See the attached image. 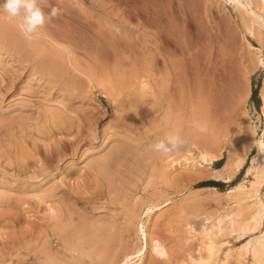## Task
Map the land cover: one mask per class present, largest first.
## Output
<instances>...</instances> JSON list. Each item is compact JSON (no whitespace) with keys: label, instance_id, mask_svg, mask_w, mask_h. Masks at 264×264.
<instances>
[{"label":"rangeland","instance_id":"rangeland-1","mask_svg":"<svg viewBox=\"0 0 264 264\" xmlns=\"http://www.w3.org/2000/svg\"><path fill=\"white\" fill-rule=\"evenodd\" d=\"M42 7L46 16L52 7L60 12L46 19L43 29L30 39L22 36V40L33 54L32 61L47 53L63 71L42 76L38 68L22 67L16 87L7 94L0 90V264H102L85 256V244L71 243L85 224L103 222H111L112 229L120 233L119 252L131 255L120 264H201L197 261L207 255L210 240L217 243L218 226L227 225L228 217L237 225L245 224L250 208L257 207L255 197L250 198L258 185L253 177L246 178L253 181L250 189L237 190L241 200L233 209L226 201L215 204L213 198L219 195L197 190L195 185L211 179V169L222 165L232 133L254 129L264 141L260 95L264 88V4L261 0H43ZM2 15V21L18 20ZM151 42L156 43L154 51ZM0 58L3 85L14 63L6 53ZM164 61L176 68L175 83L183 91L181 108L172 121L165 119L173 115V98L168 100L166 89L159 87ZM43 86L52 87V94L43 92ZM255 88L258 107L251 100ZM193 94L207 97L209 103L207 107L197 102L198 114L192 118L186 110L192 109L187 97ZM9 109L17 110L13 119ZM171 122L177 123L180 147L167 155L155 152L152 144L173 132ZM7 128L15 134L7 133ZM221 130L223 142L215 149L218 158L206 165L201 153L215 152L213 140ZM200 142L207 144L203 148ZM256 151L251 146L231 179L223 181V190L216 189L224 191L234 179L235 184L242 182ZM106 152H113L112 162L100 186L85 185L89 163ZM263 160L261 151V164ZM192 193L203 195L202 200L193 204L189 200ZM58 213V224L69 220V230L55 227ZM258 226L264 230V217ZM157 240L168 250L166 260L152 253ZM215 259L214 264H220L219 256ZM258 264H264V249Z\"/></svg>","mask_w":264,"mask_h":264},{"label":"bare ground","instance_id":"bare-ground-1","mask_svg":"<svg viewBox=\"0 0 264 264\" xmlns=\"http://www.w3.org/2000/svg\"><path fill=\"white\" fill-rule=\"evenodd\" d=\"M261 2L264 4V0H261ZM179 11V10H178ZM257 13V12H256ZM175 14V13H174ZM229 14V13H228ZM180 15V14H179ZM3 16V15H2ZM258 16V15H257ZM256 15H254V17H257ZM258 18V17H257ZM259 19V18H258ZM262 22V21H261ZM17 23L18 20H15L13 22H7V21H2V19H0V57L2 55V53H6L8 55V57L11 59V61H13V65H11V69H7L8 72V78L6 80V82L2 85H0V90H4V92L7 94V91L9 89L15 88L16 87V83L18 82V77L20 76V70L23 67L24 69H30V70H35V68H38L37 70L40 72V74L43 76L44 74H48L50 75V73L53 75L58 74L59 72L63 71L61 65L59 64L58 61H55V59H53V61L51 60V56L50 54L44 53L41 54V56L39 57V60L37 62L32 61L33 58V54L30 53L29 48H27V44L24 43V40H22V35L19 33L18 28H17ZM248 24V23H247ZM264 27V23L262 25ZM43 29V28H42ZM248 29V28H247ZM45 32V31H43ZM49 32V31H48ZM71 33V31H70ZM44 34V33H43ZM264 34V33H263ZM46 35V34H45ZM51 35V34H50ZM150 36V35H149ZM48 37V36H47ZM50 37V36H49ZM122 37V36H121ZM260 38V37H258ZM52 39V38H49ZM261 39V38H260ZM258 39V40H260ZM154 40V39H153ZM148 42V40H147ZM262 42V41H261ZM52 43V42H50ZM56 43V42H55ZM156 43L155 42H151V50L154 51L155 48H153V45ZM57 45V44H56ZM55 45V46H56ZM61 46V45H60ZM53 48V47H52ZM64 49V48H63ZM57 50V49H56ZM2 51V52H1ZM58 51V50H57ZM56 51V52H57ZM55 52V51H54ZM55 52V53H56ZM53 54V53H52ZM58 55H60V53H58ZM63 55V54H62ZM59 57V56H58ZM64 57V56H63ZM66 57V56H65ZM1 59V58H0ZM63 59V58H62ZM80 59V57H79ZM69 61V60H68ZM74 61V60H73ZM76 62V61H75ZM163 77L161 78L160 81V90L161 89H166V92L168 94V100L169 98H173L172 100V104L174 103V106H171V108H173V111H171L172 117L170 118V116H168L165 120H169L172 121L173 119L176 120V117L178 116V109L181 108L179 107L181 105V99H183L182 96V92L179 90L180 87H178L175 83V74L177 73L176 68L173 66L172 63H169V61H164L163 63ZM73 65V63H72ZM75 65V64H74ZM84 65V64H83ZM82 65V66H83ZM70 66V64H69ZM86 66V65H85ZM67 67V66H66ZM71 69V68H70ZM83 69V68H82ZM88 69V67H87ZM84 70V69H83ZM151 70V69H150ZM88 71V70H86ZM121 71V70H120ZM79 74V73H78ZM118 74V73H116ZM40 75V76H41ZM83 75V74H82ZM89 75V74H88ZM1 76V75H0ZM41 76V77H42ZM3 77V75H2ZM92 77V76H91ZM36 78V77H35ZM5 79V78H4ZM89 79V78H88ZM119 79V78H118ZM122 79V78H121ZM206 79V78H205ZM120 80V79H119ZM201 80V79H200ZM199 80V81H200ZM179 81V80H178ZM177 81V82H178ZM208 81V80H207ZM117 82V81H116ZM115 82V83H116ZM205 82V81H204ZM1 83V81H0ZM181 83V82H180ZM177 83V84H180ZM119 84V83H118ZM117 84V85H118ZM204 84V83H203ZM211 84V83H209ZM113 85V84H112ZM183 85V84H182ZM208 85V83H207ZM198 86V85H196ZM43 92H46V94H52V87H46L43 86ZM54 87V85H53ZM106 87V86H105ZM151 87V86H150ZM154 87V86H153ZM186 87V86H185ZM184 87V88H185ZM210 86H208L207 88H209ZM190 88V87H189ZM197 88V87H196ZM118 89V88H117ZM192 89V88H191ZM202 89V87H201ZM263 90L261 91V101H262V105H261V110H262V114L264 115V88L262 87ZM193 90V89H192ZM191 90V91H192ZM206 90V89H205ZM189 91V89L187 90ZM195 91V90H193ZM192 91V92H193ZM199 91V90H197ZM202 91V90H200ZM210 91V90H209ZM31 92H34V90ZM61 92V90H60ZM69 92V91H68ZM186 92V91H184ZM204 92V90H203ZM62 93V92H61ZM162 93V92H160ZM187 93V92H186ZM206 93V92H204ZM69 94V93H68ZM188 94V93H187ZM190 94V93H189ZM212 95H214L213 93H210ZM71 96V94H69ZM68 95V96H69ZM162 95V94H160ZM211 95V96H212ZM190 96V95H189ZM203 96V95H202ZM210 96V97H211ZM214 97V96H213ZM5 98V97H4ZM51 98V96L49 97V99ZM212 98V97H211ZM2 99V98H1ZM0 99V100H1ZM185 99V98H184ZM187 99L190 101V103H192V109L188 108L189 110H186L187 113H189V115L193 118L194 115H197L195 113L196 112V108L194 109V105L198 102V104L200 106L202 105H208L209 103V99L206 97V99L204 97H200V96H195L194 94L191 95V97H187ZM224 99V98H223ZM222 99V100H223ZM55 100V98H54ZM167 100V99H166ZM238 100V99H237ZM63 101V100H62ZM2 102V101H1ZM183 102V101H182ZM237 102V101H236ZM235 102V103H236ZM167 103V102H166ZM171 103V102H170ZM213 103V102H212ZM183 104V103H182ZM225 104V102H224ZM224 104H222L223 106H225ZM186 105V104H185ZM221 105L222 108H225ZM191 106V105H190ZM197 106V105H195ZM65 110L67 108V106H65ZM168 107V106H166ZM208 107V106H207ZM175 108V109H174ZM186 108V107H185ZM201 107H197V109H199ZM214 108V107H213ZM212 108V109H213ZM43 109V108H42ZM81 109V108H80ZM187 109V108H186ZM202 109H205L202 107ZM211 109V108H210ZM209 108L207 110H210ZM218 109V107H217ZM226 109V108H225ZM1 110V109H0ZM201 110V109H200ZM222 110V109H221ZM224 110V109H223ZM17 110H12L8 111V115L10 117V119H13V117H15V115H17ZM41 111V110H40ZM54 111V110H53ZM167 112V111H166ZM184 112V111H183ZM210 112V111H209ZM170 113V112H169ZM195 113V114H194ZM212 113V112H211ZM219 113H221L220 115H222L223 113L219 110ZM52 114V113H51ZM202 114V113H201ZM218 114V113H217ZM226 113H224L223 115L225 116ZM166 115V114H165ZM208 114L205 113V116H207ZM223 115L221 117H223ZM41 116V115H40ZM87 116V115H86ZM122 116V115H121ZM204 116V117H205ZM34 117V116H33ZM163 117V116H162ZM210 117V115H209ZM217 117V116H216ZM227 117V115H226ZM55 118V117H54ZM78 118V117H77ZM200 118V117H198ZM208 118V117H205ZM35 119V118H34ZM37 119V118H36ZM41 119V118H40ZM45 119V118H44ZM52 119V118H49ZM123 119V118H122ZM172 119V120H171ZM181 119V118H179ZM203 119V118H201ZM218 119V118H217ZM33 120V119H32ZM46 120V119H45ZM164 120V121H165ZM185 120V119H184ZM190 120V119H188ZM196 120V119H194ZM227 120V118H226ZM34 121V120H33ZM32 121V122H33ZM52 121V120H51ZM179 121V120H177ZM212 121V120H211ZM222 121V120H221ZM39 122V121H38ZM42 121L40 120V123ZM58 122V121H57ZM168 122V121H166ZM174 122V121H173ZM171 122L172 127H171V131H175V123ZM195 122V121H194ZM200 122V121H199ZM202 122V121H201ZM206 122L207 121H203ZM213 122V121H212ZM226 122V121H225ZM34 123V122H33ZM71 123V122H70ZM160 123V122H159ZM170 125V122H168ZM187 123V122H186ZM198 123V120H197ZM218 122H216L215 124L217 125ZM222 123V122H221ZM228 123V122H226ZM188 124V123H187ZM245 124V123H244ZM29 126H31L30 124H28ZM179 125V124H178ZM203 125V123H202ZM209 125V124H208ZM221 125V124H220ZM5 126V125H4ZM165 126V125H163ZM225 127H227L226 125H224ZM18 127V126H17ZM79 127V126H78ZM116 127V125H115ZM156 127V126H155ZM159 127V126H158ZM190 127V126H188ZM205 127V125H204ZM217 127V126H215ZM222 127V125L220 126ZM240 127V125H239ZM36 128V127H35ZM49 128V127H48ZM218 128V127H217ZM233 128V127H232ZM243 128V127H242ZM241 128V129H242ZM111 129V128H110ZM152 129V128H151ZM166 130V129H165ZM167 130H169L167 128ZM200 130V129H199ZM210 130V129H209ZM213 130L215 131L216 128H213ZM251 130V129H250ZM48 131V130H47ZM94 131V130H93ZM206 131V130H205ZM223 130L219 131V133H221ZM14 133L13 131H11V129L7 128V133ZM23 132V131H22ZM170 132V131H169ZM176 132V131H175ZM208 133L210 131H207ZM206 132V133H207ZM216 132V131H215ZM215 132H213L212 134H215ZM225 132V131H224ZM223 132V133H224ZM17 133V132H16ZM190 133V132H189ZM205 133V134H206ZM15 134V133H14ZM92 134V133H91ZM141 134V133H140ZM156 134V133H155ZM158 134V133H157ZM160 134V133H159ZM194 134V133H193ZM218 134V133H216ZM227 134V133H226ZM263 134H264V127H263ZM94 135V134H93ZM114 135V134H113ZM220 135V136H219ZM231 136L232 139L230 140L231 142V148L226 152L225 157H224V161L222 163V165L220 167L217 168H212L210 171V175L212 178L216 179V180H221V181H225L228 182L231 177L234 175V173L238 170V168L242 165L246 155L248 154L251 146H255L257 148V151L251 155L250 157V163L246 168L245 171V179L242 182H238L237 184H234L228 188H226L224 191H218L215 187H198L196 188L197 190H211L212 192H214V194L219 195L218 197L216 196V198H213V200L216 202L215 204L221 205L223 201H226L227 205H229L232 209L236 208L239 206L240 200L241 198L239 197V195H237V190L239 188H247L249 187V189L253 186V181L252 180H248L246 179L247 177H253L256 179V183L258 184L257 187H255L254 189V193L250 195V198L253 196L255 197V203L257 204L256 208H250V211H248L250 213V220L242 225H237L236 224V220L234 221V219H231L228 217V215L226 214L225 217H228L229 219V223L226 224H221L220 226H218L217 229V233H216V238H217V243H215L212 239L210 240V242L207 244V255L204 258L198 259V263L201 264H207L209 257L211 256V264L215 263V258L216 256H219V260H220V264H258L261 263L262 261V253H263V249H264V230L261 229V227H255V225L257 224L258 220H260L261 218L264 217V186L263 189L259 188L258 186H260V184H264V164L260 163V152L264 151V141L261 139V137L254 131V129L251 130V132L248 131V128L242 129V130H238L234 133H232ZM24 136V134H23ZM148 136V135H147ZM155 136V135H154ZM164 136V135H163ZM195 136V135H194ZM198 136V135H197ZM213 136V135H212ZM215 136V135H214ZM213 136V137H214ZM222 133L218 134L215 136V141L216 143L214 144V153L212 154H207V151H204V153H201L202 156V161L204 164L208 165L210 164L213 160L218 158V154L216 153V148L220 146V144L223 142L222 139ZM53 137V136H52ZM149 137V136H148ZM160 137V136H159ZM209 137V135H208ZM28 138V136L26 137ZM64 138V137H63ZM70 138V137H69ZM120 138V137H119ZM162 138V137H161ZM203 138V136H202ZM211 138V136H210ZM72 138H70L71 140ZM209 139V138H208ZM76 140V139H75ZM90 140V139H89ZM190 140V139H188ZM201 140V139H200ZM204 140V139H203ZM202 140V141H203ZM50 141V140H49ZM52 141V140H51ZM66 141V140H65ZM136 141V140H135ZM191 141V140H190ZM194 141V140H193ZM192 141V142H193ZM209 141V140H208ZM213 141L211 144H213ZM106 142V141H105ZM138 142V141H137ZM196 142L198 143L197 139ZM204 142V141H203ZM19 143V141H18ZM70 145H74L77 146L78 144H76L75 141H69ZM79 143V142H78ZM85 143V142H84ZM96 143V142H95ZM102 143V142H101ZM196 143V144H197ZM201 143V142H200ZM210 143V142H209ZM34 144V143H33ZM59 144V143H58ZM91 144V142H90ZM193 144V143H192ZM207 143H204L201 145H203V148L206 146ZM21 145V144H20ZM19 145V146H20ZM27 145V143H26ZM25 145V146H26ZM35 145V144H34ZM199 146V144H197ZM209 145V144H208ZM36 146V145H35ZM73 146V148H74ZM115 146V145H114ZM113 146V147H114ZM180 147V146H178ZM178 147L176 148V150H178ZM196 147V146H195ZM209 147V146H208ZM206 147V148H208ZM211 147V146H210ZM35 148V147H34ZM199 148V147H198ZM220 148V147H219ZM36 149V148H35ZM116 148L115 150L117 151ZM180 149V148H179ZM218 149V148H217ZM175 150V151H176ZM219 150V149H218ZM221 150V149H220ZM174 151V150H173ZM200 151V149H199ZM202 151V150H201ZM32 152V151H31ZM22 152L20 150V152H18L17 154L20 155ZM74 153V152H73ZM68 154V153H66ZM71 154V152H70ZM69 154V155H70ZM112 153L106 152L104 153L101 158H97V159H93L94 161L92 163H89L90 166V170L89 173H87V177L86 180H84L85 185L86 183L90 182V183H94L96 186L95 188H98L100 186V180L101 177L106 176V167L112 162L111 161V156ZM157 156V153H155ZM221 154V153H220ZM159 155V154H158ZM78 157V155H77ZM59 158V157H58ZM159 158V157H158ZM61 161V159H59ZM58 160V162H59ZM64 160V159H63ZM77 160V159H76ZM79 160V159H78ZM154 160V159H153ZM152 160V161H153ZM151 161V162H152ZM162 161V160H161ZM264 161V160H263ZM150 163V162H149ZM156 163V161H155ZM29 164V163H28ZM216 164V163H215ZM11 165V164H10ZM41 165V164H39ZM151 166V165H150ZM153 167V165H152ZM82 168V167H81ZM82 171H80L79 173H81ZM86 172V171H85ZM262 173L261 177L258 178L257 180V174ZM144 177V176H143ZM79 178V177H78ZM81 178V177H80ZM85 179V178H83ZM179 179V177L177 178ZM162 180V179H161ZM81 181V180H80ZM159 181V180H158ZM70 185V184H69ZM82 185V184H81ZM83 186V185H82ZM89 186V185H87ZM140 186V185H139ZM45 187V186H43ZM61 187V186H60ZM67 187V186H66ZM47 188V187H46ZM45 188V189H46ZM71 188V187H70ZM84 188V187H83ZM127 188V187H126ZM50 189V188H49ZM2 190V189H1ZM73 190V189H72ZM70 190V191H72ZM96 190V189H95ZM104 190V189H103ZM52 191V190H51ZM135 191V190H134ZM39 192V191H38ZM4 193V192H2ZM35 193V192H34ZM37 193V191H36ZM40 193V192H39ZM79 193V192H78ZM125 193V192H124ZM197 193V192H196ZM191 194L189 197V200L194 204L197 201L202 200L203 195L200 194ZM221 193H223L221 195ZM48 194V193H47ZM134 194V193H133ZM132 194V196H133ZM205 195V194H204ZM224 196V197H223ZM248 196V195H247ZM246 196V197H247ZM53 197V196H52ZM124 197V196H123ZM210 197V196H209ZM226 197H228V199L226 200ZM51 198V197H49ZM126 198V197H125ZM206 198V197H205ZM19 199V198H18ZM17 199V200H18ZM42 199V198H41ZM111 199V198H110ZM246 199V198H245ZM6 200V199H5ZM16 200V201H17ZM208 200V199H206ZM248 200V199H247ZM10 201V200H9ZM19 201V200H18ZM22 201V200H21ZM24 201V200H23ZM211 201V199L209 200ZM54 202V201H53ZM57 202V201H56ZM131 202V201H130ZM23 203V202H22ZM55 203V202H54ZM53 203V204H54ZM198 203V202H197ZM248 204V203H247ZM36 205V204H34ZM56 205V203H55ZM31 206V205H30ZM38 207V206H37ZM47 207V206H45ZM129 207V206H128ZM51 208V207H50ZM49 208V209H50ZM137 208V207H136ZM52 209V208H51ZM138 210V209H137ZM213 210V209H212ZM213 212V211H212ZM48 213V212H47ZM52 213V212H50ZM45 214V213H44ZM69 214V213H67ZM60 213H58L57 215L55 214L56 218H55V227L59 230H65L68 229L69 230V226L70 221L68 223V221H66V223L63 224H58V221L60 220ZM81 215V214H80ZM134 215V214H133ZM171 215V214H170ZM45 216V215H44ZM79 216V214L77 215ZM130 216V215H129ZM46 218V217H45ZM78 219V218H76ZM131 219V218H130ZM121 220V219H120ZM124 220V219H123ZM39 221V220H37ZM44 221V220H43ZM63 221V220H62ZM222 221V219H218V223H220ZM235 222V223H234ZM46 223V222H45ZM44 223V224H45ZM125 223V222H123ZM126 224V223H125ZM124 224V225H125ZM163 224V223H162ZM161 224V225H162ZM21 225V224H20ZM27 225V224H26ZM52 225V224H51ZM63 225V226H62ZM122 226V224H120ZM28 226V225H27ZM26 226V227H27ZM112 224L111 222H103V223H91V224H85L83 227H81L80 231H76V238H73V242L71 243V245H76V244H81V246H83L84 244L87 246V254H85V256H87L90 260L91 259H97L99 260L102 264H120L121 261L123 263H126V261L129 259L127 253L125 251L119 252L121 251V247L117 246L118 243L121 240V235L120 233L115 232V229H112ZM19 227V226H18ZM17 227V228H18ZM25 227V228H26ZM30 227V225H29ZM73 227V226H72ZM11 228V227H10ZM9 228V229H10ZM24 228V229H25ZM159 228V227H158ZM4 229V228H3ZM20 229V228H19ZM23 228H21L20 230H22ZM28 229V228H27ZM31 229V227H30ZM34 229V228H32ZM50 229V227H49ZM72 229V228H71ZM6 230V229H5ZM43 230V229H42ZM51 230V229H50ZM177 230V229H176ZM179 230V228H178ZM29 231V230H28ZM38 231V230H37ZM15 232V231H14ZM19 232V231H18ZM31 232V231H30ZM40 232V231H39ZM254 232H256L253 236H251ZM12 233V232H11ZM52 233V232H51ZM258 233V234H257ZM2 234V233H1ZM10 234V233H9ZM15 234V233H14ZM26 234V233H25ZM24 234V235H25ZM47 234V233H46ZM211 234V233H210ZM24 235L22 237H24ZM30 235V234H29ZM32 235V233H31ZM74 235V234H73ZM215 235V234H213ZM251 236V238L247 239L243 244H241V246H237L236 244L238 242H240L242 240V238L244 236ZM26 236V235H25ZM175 236V235H174ZM7 237V236H6ZM214 237V236H213ZM16 238V237H14ZM26 238V237H25ZM45 239V237H43ZM207 238V237H206ZM209 238V237H208ZM12 239V238H11ZM20 239V238H18ZM24 239V238H23ZM144 239H145V234H144ZM159 240H161L159 238ZM205 240V239H204ZM26 241V239H25ZM123 241V240H122ZM202 241V240H201ZM206 241V240H205ZM203 241V242H205ZM146 242V241H145ZM182 242V241H181ZM162 243V242H161ZM21 244V243H20ZM42 244V243H41ZM70 244V243H69ZM68 244V245H69ZM129 244V243H128ZM164 244V243H163ZM170 244V243H169ZM24 245V244H23ZM26 245V244H25ZM49 245V244H48ZM29 246V245H28ZM31 246V245H30ZM29 246V247H30ZM58 246V245H57ZM204 246H206L204 244ZM28 247V248H29ZM70 247V246H69ZM126 247V246H125ZM136 247V246H135ZM150 247V246H149ZM168 247V246H167ZM187 247V246H186ZM5 248H8L7 246ZM129 248V247H128ZM184 248V247H183ZM24 249V248H23ZM48 249V248H47ZM65 249V248H64ZM202 249V248H201ZM19 250V249H18ZM43 250V249H42ZM131 250V249H130ZM129 250V251H130ZM134 250V249H133ZM15 251V250H14ZM13 251V252H14ZM31 251V250H30ZM141 251V250H140ZM168 251V250H167ZM189 251V250H188ZM21 252V250H20ZM128 252V251H127ZM134 253V252H133ZM205 253V252H204ZM201 254H203L201 252ZM71 255V254H70ZM78 255V254H77ZM204 255V254H203ZM18 256V255H17ZM12 257V256H11ZM153 257V256H152ZM155 257V256H154ZM16 258V256H15ZM13 259V258H12ZM81 259V258H80ZM158 259V258H157ZM156 259V260H157ZM27 260V259H26ZM84 260V259H83ZM86 260V258H85ZM6 262V261H5ZM4 262V263H5ZM8 262V261H7ZM40 262V261H39ZM189 262V261H188ZM33 263V262H32ZM64 263V262H63ZM7 264V263H5ZM16 264V263H15ZM31 264V263H30ZM190 264V262H189Z\"/></svg>","mask_w":264,"mask_h":264},{"label":"clouds","instance_id":"clouds-1","mask_svg":"<svg viewBox=\"0 0 264 264\" xmlns=\"http://www.w3.org/2000/svg\"><path fill=\"white\" fill-rule=\"evenodd\" d=\"M42 4L43 0H0V14L6 15L9 19L18 18L17 28L19 33L24 38L30 39L38 29L44 26L46 19H50L60 12L57 7H52L46 16ZM181 143L182 140L179 134L173 131L166 133L162 139H158L151 147L155 152L167 155ZM152 253L160 260L168 258L167 249L158 240L153 241ZM207 264H211V256Z\"/></svg>","mask_w":264,"mask_h":264},{"label":"trees","instance_id":"trees-1","mask_svg":"<svg viewBox=\"0 0 264 264\" xmlns=\"http://www.w3.org/2000/svg\"><path fill=\"white\" fill-rule=\"evenodd\" d=\"M256 94H257V89H252L251 91V100H253L255 102V105L258 107L259 106V100L258 98L256 97ZM236 179L232 180L229 184L230 185H234L236 183ZM225 185L224 182H221V181H216V180H212V179H209V180H204V181H201L199 183H197L195 185L196 188L198 187H215L219 190H223V186Z\"/></svg>","mask_w":264,"mask_h":264},{"label":"crops","instance_id":"crops-1","mask_svg":"<svg viewBox=\"0 0 264 264\" xmlns=\"http://www.w3.org/2000/svg\"><path fill=\"white\" fill-rule=\"evenodd\" d=\"M212 180H216V179H214V178H211ZM216 181H221V180H216ZM221 182H223V181H221Z\"/></svg>","mask_w":264,"mask_h":264}]
</instances>
